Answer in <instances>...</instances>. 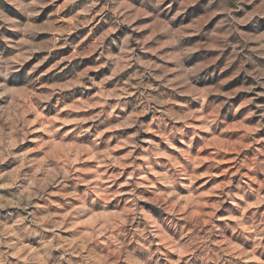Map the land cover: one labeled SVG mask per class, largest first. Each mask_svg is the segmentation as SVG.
<instances>
[{"label":"clouds","instance_id":"1","mask_svg":"<svg viewBox=\"0 0 264 264\" xmlns=\"http://www.w3.org/2000/svg\"><path fill=\"white\" fill-rule=\"evenodd\" d=\"M0 264H264V0H0Z\"/></svg>","mask_w":264,"mask_h":264}]
</instances>
